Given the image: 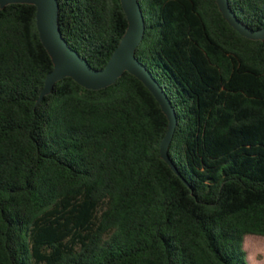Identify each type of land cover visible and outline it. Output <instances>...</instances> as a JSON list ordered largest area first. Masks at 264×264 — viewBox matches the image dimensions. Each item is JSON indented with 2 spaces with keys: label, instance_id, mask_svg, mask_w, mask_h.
I'll return each mask as SVG.
<instances>
[{
  "label": "trees",
  "instance_id": "1",
  "mask_svg": "<svg viewBox=\"0 0 264 264\" xmlns=\"http://www.w3.org/2000/svg\"><path fill=\"white\" fill-rule=\"evenodd\" d=\"M136 57L178 125L125 73L88 90L72 78L38 104L54 65L36 7L0 6V264H248L264 237V41L216 0H138ZM69 46L105 68L128 28L121 0H58ZM264 28V0H229Z\"/></svg>",
  "mask_w": 264,
  "mask_h": 264
},
{
  "label": "water",
  "instance_id": "2",
  "mask_svg": "<svg viewBox=\"0 0 264 264\" xmlns=\"http://www.w3.org/2000/svg\"><path fill=\"white\" fill-rule=\"evenodd\" d=\"M224 19L243 37L253 41H264V28L252 29L243 23L229 5V0H216ZM12 4H29L36 7V25L42 43L53 61L54 68L48 74L38 104L50 95L55 85L65 78H72L85 89L98 91L114 85L125 73L139 79L159 102L168 118V129L160 146L162 159L169 167L181 176L169 155L178 117L164 89L156 81L152 72L138 60L136 51L142 43L146 23L138 0H121L126 14L128 28L117 49L112 54L105 68H92L88 61L72 49L64 39L60 24V5L58 0H0L5 8Z\"/></svg>",
  "mask_w": 264,
  "mask_h": 264
},
{
  "label": "rangeland",
  "instance_id": "3",
  "mask_svg": "<svg viewBox=\"0 0 264 264\" xmlns=\"http://www.w3.org/2000/svg\"><path fill=\"white\" fill-rule=\"evenodd\" d=\"M248 264H264V237L248 235L243 242Z\"/></svg>",
  "mask_w": 264,
  "mask_h": 264
}]
</instances>
